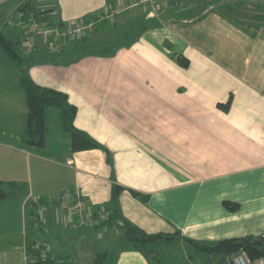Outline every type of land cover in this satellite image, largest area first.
Returning a JSON list of instances; mask_svg holds the SVG:
<instances>
[{"label": "crops", "instance_id": "obj_1", "mask_svg": "<svg viewBox=\"0 0 264 264\" xmlns=\"http://www.w3.org/2000/svg\"><path fill=\"white\" fill-rule=\"evenodd\" d=\"M26 1L0 0V31L35 56L31 78L66 93L77 108L74 126L110 156L101 149L73 152L69 137L58 149H45L56 139L50 137L43 147L23 144L27 108L19 72L9 83L0 77V180L24 185L0 200V264H32L28 245L46 240L51 250L49 238L62 264H79L102 240L118 243L107 249L113 264H154L121 248L117 230L74 227L73 204L58 200L75 189L92 212L107 209L149 233L201 242L264 235V0H163L161 25L133 35L128 46L74 61L80 52L69 56L73 48L115 42L121 28L138 29L152 16L131 7L105 18L115 0H37L64 26L93 21L94 29L78 39H38L29 52L17 11ZM175 52L189 59L187 68L172 60ZM230 94L229 111L217 108ZM42 199L51 202L40 213ZM224 200L239 209L228 211ZM33 216L44 233L34 234Z\"/></svg>", "mask_w": 264, "mask_h": 264}, {"label": "trees", "instance_id": "obj_2", "mask_svg": "<svg viewBox=\"0 0 264 264\" xmlns=\"http://www.w3.org/2000/svg\"><path fill=\"white\" fill-rule=\"evenodd\" d=\"M35 1L37 0H27L17 8L21 21H27L30 16H33V18L39 22L46 21L48 24H56L59 27H64V23L59 21L55 16H52L50 14V10H43L39 8L35 4ZM236 1H239L240 4H243L246 0ZM230 6H234V3ZM247 12L248 11H246V14ZM229 17L233 18V15L229 13ZM152 20L153 23L147 21L151 24L148 25L147 23H144V25L138 28V31H136L137 33L135 32L134 34L136 36L134 39L138 38L139 34L150 26L157 27L163 23L160 15L158 18H152ZM83 37L85 36H82L81 38ZM134 39L128 43L126 41H118L116 43L111 42L105 45H109L111 47L110 49L113 48V51H115L123 45H130ZM19 45V41L11 40L2 31H0V52L6 61L18 67L19 87L25 95L27 114L25 125L21 134L22 143L34 147H43L45 145L46 134L48 130L47 111L50 109H55L58 112L57 115L60 120V127L69 134L70 148L73 152L101 149L107 154L109 158L110 152L102 143L98 142L86 131L78 129L74 126L73 122L77 108L68 101L66 93L50 87L41 86L31 78L29 74V67L35 56L31 57V55L23 54L21 51L22 49L19 48ZM37 47L38 46H35L34 49L29 48V52L36 51ZM89 47L82 46V51H80L77 56H74L72 61L77 60L79 57L85 54H88L89 52L87 48ZM42 55L49 54L44 53ZM171 57L172 60H174V62H176L180 67L187 68L189 66V59L181 53H172ZM231 103L232 94L229 95L225 103H217L216 106L220 110L228 112ZM23 188L24 185L21 183H17L15 181L3 182L0 180V200L12 196L16 191L22 190ZM114 189L117 193H119L123 188L120 185L115 184ZM131 192L134 196H139L141 198L146 197V195H142L134 190H131ZM38 202L44 206L49 204V201L46 202L43 199ZM223 204L227 209L230 210H235L238 208L237 203H233L229 200H224ZM32 218L30 225L31 227H33L34 223L37 222L35 216ZM93 227L95 230L104 227L117 230L118 234L120 235V240L122 241L120 244L121 248L136 250L140 252L148 260V262L153 263L155 259V262L158 264L160 260L158 259L159 257L155 258V253L159 251L160 246L163 243L172 242L176 237L180 239L178 233H149L136 224L118 217L115 212H110V218L102 225ZM37 241H34L27 247L28 255H30L33 260L32 264H62L53 258V252L50 250V245L46 258H41L40 249L34 247ZM44 241L49 244L48 241ZM184 241L192 244L194 250H198L199 253H203L205 256L220 254L223 257H227L234 253L245 251L251 259H258L260 257L264 258V242L262 236L245 235L237 238H223L217 241L205 242L185 238ZM107 255H111L109 250H103L102 252L97 253L96 262H99L100 259L107 257Z\"/></svg>", "mask_w": 264, "mask_h": 264}, {"label": "built area", "instance_id": "obj_3", "mask_svg": "<svg viewBox=\"0 0 264 264\" xmlns=\"http://www.w3.org/2000/svg\"><path fill=\"white\" fill-rule=\"evenodd\" d=\"M163 0H115L114 4L107 11L105 18H112L116 14L129 9L131 7H142L149 15L158 18L160 15ZM19 26L25 30V43L28 48L34 49L36 41L42 40L44 44L59 42L66 39H78L94 29V22H83L74 26L59 27L56 24H48L39 22L33 16H30L27 21H21ZM56 49V46L52 47ZM60 203H72L75 212L78 215L73 226H100L110 218V212L107 209H99L95 213L88 209L86 202L83 200L78 189L73 193H67L58 200ZM51 202V201H49ZM33 203H37L34 201ZM38 210L41 213L46 206L37 203ZM119 223V222H118ZM40 249L41 258H46L49 244L43 240H39L34 245ZM233 264H264V258L251 259L245 253H238L234 256Z\"/></svg>", "mask_w": 264, "mask_h": 264}, {"label": "rangeland", "instance_id": "obj_4", "mask_svg": "<svg viewBox=\"0 0 264 264\" xmlns=\"http://www.w3.org/2000/svg\"><path fill=\"white\" fill-rule=\"evenodd\" d=\"M248 11L251 13L252 8L248 9ZM253 14H254V12H253ZM249 16H251V14H249ZM152 18L154 19L155 17H152ZM149 21L151 23H153V20H149ZM150 22L148 23L146 20L144 23H147L149 25V24H151ZM6 29H8V31L11 30V32L14 31L13 28L9 25L8 26L7 25L2 26L3 31H5ZM136 31H138L137 27H134L132 29L131 28H128V29L127 28H125V29L121 28L119 30V33H120L119 37H117V40L114 43H116L118 41L124 42L127 39H130ZM117 33H118V31L116 32V34ZM10 36H12V34ZM112 36H114V34H112ZM115 36H117V35H115ZM94 37H96V36H94ZM102 37L110 38L109 36H106V34H104ZM90 38H92V37H90ZM104 46H106V47H104ZM91 48H93V49H91ZM107 48H111V47L109 45H105V43H101L99 46H94V47L90 46L87 49H88V52L90 53V52H98L99 49H100V51L101 50L105 51V49H107ZM79 52H80L79 48H75V49L73 48L71 54H68V55L72 56V55L78 54ZM64 56H66V55H62V57H64ZM17 68H18L17 66L6 61L0 52V77L3 78L4 82L9 83V82L14 81L13 77L16 74L15 72L17 71ZM57 113L58 112L55 109H50L47 111V127H48V130H47L46 138L50 137V138H56V139L54 141L53 140L50 141V146H47V148H45L46 150H49V149L51 150V147H54V149L62 148L64 145H66V141L63 140L64 139L63 137H67V138L69 137V134L61 129V127L59 125L60 120H59ZM3 130L4 129H2V131ZM38 148H37V150H39ZM231 202H233V201H231ZM233 203H237V202H233ZM237 204H238V208H236L235 210H230V209H227L225 206L224 207L228 211L234 212V211H237L240 207L239 203H237ZM36 225L37 224L34 223V225H33L34 230L38 229V227L37 228L35 227ZM39 232L44 233L43 231H40V230L36 231L35 230L34 234L37 235V233H39ZM92 233L94 235L93 230H92ZM258 236H262L263 242H264V235H258ZM30 237H34V235H32V236L30 235ZM47 238H49V237H47ZM230 238H237V237H230ZM49 240L52 241L53 239L49 238ZM77 241L79 242V240H77ZM214 241H217V240H214ZM98 243H99L100 247L96 248L94 246L93 251H89L90 253L88 255L84 254L82 257H79V260H80L79 264H91L93 258L95 259V261L92 264H113V259L110 257H108V258L105 257L103 259H100L99 262H96V257H97L96 253H100L103 250L111 249V247L113 245L118 244V243L113 242V241H111V243H109V242L106 243V241H104V240H102ZM115 248H116V246L112 249H115ZM67 249H70V248H67ZM238 253H245L248 256V254L245 251H240V252L234 253V254L227 256V257H223L220 254L212 255V256H205V254L199 253L198 250H194L192 244H190L186 241H182V239L180 240L178 237H176L173 239L172 242L163 243L160 246L159 251H157V253H155L156 254L155 258L159 257L158 258L160 260L159 264H233L234 256ZM153 262H154V264H158L157 262H155V259Z\"/></svg>", "mask_w": 264, "mask_h": 264}, {"label": "water", "instance_id": "obj_5", "mask_svg": "<svg viewBox=\"0 0 264 264\" xmlns=\"http://www.w3.org/2000/svg\"><path fill=\"white\" fill-rule=\"evenodd\" d=\"M51 250H53V251H59V252L61 251L60 249H58V247L56 248V245H55L54 241H51Z\"/></svg>", "mask_w": 264, "mask_h": 264}]
</instances>
